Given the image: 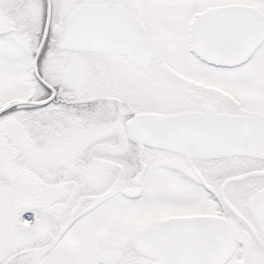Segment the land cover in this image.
Masks as SVG:
<instances>
[{
  "label": "snow or ice",
  "instance_id": "6c2138e0",
  "mask_svg": "<svg viewBox=\"0 0 264 264\" xmlns=\"http://www.w3.org/2000/svg\"><path fill=\"white\" fill-rule=\"evenodd\" d=\"M0 264H264V0H0Z\"/></svg>",
  "mask_w": 264,
  "mask_h": 264
}]
</instances>
